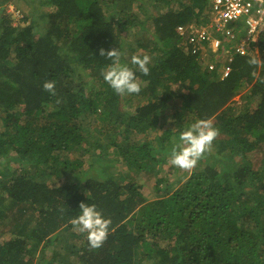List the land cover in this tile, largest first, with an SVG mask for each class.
<instances>
[{
  "label": "trees",
  "instance_id": "16d2710c",
  "mask_svg": "<svg viewBox=\"0 0 264 264\" xmlns=\"http://www.w3.org/2000/svg\"><path fill=\"white\" fill-rule=\"evenodd\" d=\"M9 1L0 0V264H264V29L255 51L229 52L220 79L209 44L176 32L207 22L206 0H21L18 26ZM101 47L152 57L139 93L111 89ZM168 108L176 125L159 134ZM198 118L218 129L219 163L170 171L173 135ZM110 147L126 171L153 176L154 197L84 167ZM81 201L111 218L103 244L85 235L68 247L77 262L57 251L36 261Z\"/></svg>",
  "mask_w": 264,
  "mask_h": 264
},
{
  "label": "clouds",
  "instance_id": "9594fccd",
  "mask_svg": "<svg viewBox=\"0 0 264 264\" xmlns=\"http://www.w3.org/2000/svg\"><path fill=\"white\" fill-rule=\"evenodd\" d=\"M236 28V37H228L227 43L226 39H219L220 43L217 47L208 43L209 47L205 48L206 51L210 49L214 53L211 54V58L208 57L207 67H216L218 63L225 64L224 56L228 59L233 52H239L236 47L245 37V31L241 24L237 25ZM262 29L257 33L258 36ZM215 35L217 36V34ZM257 41L258 39H255L245 45L243 53L255 51ZM230 46L231 48H229ZM99 51L101 56L110 59V63L102 69V76L111 89L120 95L139 93L141 82L137 78V72L147 75L150 72L152 57L148 54L132 55L130 60H122V53L118 47L108 50L101 47ZM216 60L218 61L215 62ZM247 63L259 67L262 59L259 55H249ZM255 74L254 72L253 75ZM43 88L54 93L55 81H44ZM217 134L218 129L210 118H198L182 125L172 137V144L169 149L171 164L181 169L195 167L198 161L211 150ZM71 222L79 232L87 235L88 243L92 248H98L103 244L112 223L111 218L105 216L95 203L86 201L79 203L77 215L72 218Z\"/></svg>",
  "mask_w": 264,
  "mask_h": 264
},
{
  "label": "rangeland",
  "instance_id": "374dc122",
  "mask_svg": "<svg viewBox=\"0 0 264 264\" xmlns=\"http://www.w3.org/2000/svg\"><path fill=\"white\" fill-rule=\"evenodd\" d=\"M21 4H23V2L21 0H16V2L9 1V2L5 3L4 7H3L4 12L6 13L7 16L10 15V14L8 15L7 13L12 14V16L10 15L11 16L10 18H11V23L14 26H18V23H19L18 21L23 16ZM149 8L152 9L151 6H149ZM5 13H3V14H5ZM205 14H206V16H208L207 12ZM211 16H212V14H211ZM207 21L208 22L211 21V18H209V16H208ZM204 25H207V24L204 23ZM222 43H225V42H222ZM226 43H227V41H226ZM127 55L130 58L132 55H135V53L132 51H127ZM134 98H136V97L134 96ZM234 99L238 100V95H236L234 97ZM122 108H124V110L126 112L131 109L127 105H121L120 109H122ZM160 120H161V122H162V120H165V121L163 122L161 127L159 126L157 129V132L159 134L164 130V128H166L167 124L176 125V123H175L176 118H175V116H172V111L170 108H168L166 111L162 112V116H161ZM153 133L154 132L152 131V134ZM94 154L97 157H95ZM94 154L93 153L88 154V156H92L93 158L90 160V162L85 163L86 165L84 166L87 169H89L90 173L95 174L94 176H96V177L98 176V178H104L105 175H110V176L113 175L115 177H116V175H118L117 177H119L118 179L122 183L128 179H134V182H136L137 184H140L142 186L141 191L144 193L145 196H147L148 198L149 197L152 198L155 196V193L153 192V188H154L153 176H151L150 174H149L150 176H148L146 173H143V172L140 174H136L133 171V169H130V171H126L124 167L120 166V165H124L125 163L124 164L119 163L120 160H119V158H117L118 156L112 147H110L109 151H106V150L102 151V154H100V155H96L97 153H94ZM201 162H206V163H211V164H212V162L219 163V157H217V155L215 154V151L213 149H211L205 155L204 161L199 160L195 167H193L191 169H185V172L186 171L189 172L190 170L195 169L196 167H198V165ZM90 164H91V166L87 167ZM168 164H169V170L174 171L175 165H173V167H172L170 159H169ZM213 164H215V163H213ZM103 169H105L106 172L101 171ZM107 169L109 171H107ZM124 171H126V172H124ZM166 171H168V168L163 167L162 173L164 175H166ZM107 172H109V174ZM168 175H170V174H168ZM50 180H52V179H50ZM59 180L61 182H64L65 181L64 175H61ZM6 233H8V231ZM9 235H10V233H9ZM58 235L59 236H57V238H56L57 240L54 243L48 244L47 246H45L43 252L38 253V257L35 258L36 261H38V262L41 261V263H42V260H44V258H47L48 255L51 254L53 251H57L59 253H63V252L69 253L70 250H68V247L72 246L74 244V246H76L78 248L81 244L84 243L83 238L86 234L79 232V230L70 221L69 225H67V226H65V228H62L59 230ZM3 237H5V235H3ZM70 255H71V257H70L69 261L77 262L75 256L72 253Z\"/></svg>",
  "mask_w": 264,
  "mask_h": 264
},
{
  "label": "built area",
  "instance_id": "2783aa9c",
  "mask_svg": "<svg viewBox=\"0 0 264 264\" xmlns=\"http://www.w3.org/2000/svg\"><path fill=\"white\" fill-rule=\"evenodd\" d=\"M206 5L207 15L211 18L209 24H180L176 32L187 35L190 42L209 43L217 47L220 40L216 32H223L233 38L230 25L241 24L244 26L245 37L236 50L243 53L244 46L254 41L259 30L264 27V0H206Z\"/></svg>",
  "mask_w": 264,
  "mask_h": 264
},
{
  "label": "crops",
  "instance_id": "0c3cea01",
  "mask_svg": "<svg viewBox=\"0 0 264 264\" xmlns=\"http://www.w3.org/2000/svg\"><path fill=\"white\" fill-rule=\"evenodd\" d=\"M206 24H209V22L207 21ZM258 38H259V36L257 34L256 39H258ZM223 60H224L225 64L218 63L217 66L215 67L220 79H222L227 74V72L229 70L228 59L224 56ZM217 61L218 60H216L215 62H217Z\"/></svg>",
  "mask_w": 264,
  "mask_h": 264
}]
</instances>
